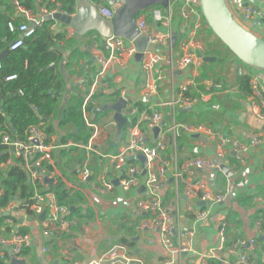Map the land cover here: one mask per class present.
<instances>
[{
    "label": "crops",
    "instance_id": "crops-1",
    "mask_svg": "<svg viewBox=\"0 0 264 264\" xmlns=\"http://www.w3.org/2000/svg\"><path fill=\"white\" fill-rule=\"evenodd\" d=\"M20 1L23 11L18 10L10 0H0V14H6L10 21H14L16 25L36 20L40 22L39 27H41L44 22H47L44 20V10L54 8L50 0H40V3L38 0H31L30 3L35 10L27 9L23 0ZM102 1L103 5L107 4L105 0ZM227 1L233 13L241 4L253 6L264 12L262 0ZM5 6H11V11H6ZM180 6L181 2L175 12L172 6V31L177 37V41L173 46V52L166 48L163 49V58L154 69L155 75L162 73L164 76L158 83L154 95L148 100L143 99L145 76L141 70L142 62L138 63L136 58H132L126 60L124 67H113L109 71L105 85L100 88L98 93V102L101 107L116 104L122 99L124 91L127 99L140 104L141 109L160 110L163 114L162 125L169 128L173 123V114L166 103L171 99L173 93L179 95L182 92V87L190 83L188 96L198 99V102L194 107H191L190 111L184 110L185 108H177V122L192 127L202 126L215 134L234 138L248 144L249 151L243 164H238L232 154L226 161L223 160L229 173L216 169H195L191 173L185 169L187 160H215L218 141L207 132L190 133L182 130L177 141L176 158L172 154L171 145L162 155L164 160L168 159L169 166H167L165 175L169 182L160 195L166 203L176 198L172 177L175 172H179L182 195L186 188L197 189L204 184L208 193L222 194L225 200L222 203L208 202L205 206H200L205 213L201 220H196V216L188 214L183 225L189 228L192 235L182 236L188 251L174 253L162 245L157 233L138 230V226L149 217L137 208L141 198L140 192L133 189L125 192L120 186L110 193L95 191L93 181L101 172L102 167L108 165L107 160L94 156L92 158L94 178L88 184H81L78 181L75 171L82 164L86 152L79 148L77 151H71L75 149L72 147L75 141L71 137L75 128L72 125L60 127L61 114L73 96H77L84 90L83 81L88 77L92 83L97 75L99 66L94 55L107 56L108 49L103 38L98 34L92 32L80 36L69 26L54 21L55 25L52 29L65 35L63 40L54 42V49L61 56L56 70L65 83V89L62 90L58 103L59 108L49 121L56 132L51 136V141L58 147L54 152L55 171L58 173L54 177V185L60 181L70 189L67 181L84 188L90 199L86 200L81 193H71L76 201L71 205L67 215H61L58 227L52 230L50 235L45 234V226L40 217L30 216L24 212L19 215V224L15 230L26 227L29 229L28 235L31 238L30 252L25 257L26 264H63L64 259L68 264H86L97 256H101L113 245L121 244L124 241L127 242L125 246L126 264H239L243 254L248 257L252 254L247 245L240 246L241 241L248 242L251 239H256L264 242V231L262 227L257 226L259 219H262L260 217H263L260 211L264 213V120L253 112L248 99L250 94H243L239 90L238 83L242 75L250 76L251 81L256 80L264 89V69L243 65L230 50L214 38L208 27L198 32L196 39L190 42L187 29L183 27ZM146 13L149 29H155L159 34L167 32L166 27L155 23L150 18V11ZM18 19L19 23H17ZM252 26L257 30L256 33H253L264 39V25L257 22ZM188 42V51L199 58L202 56L203 60L195 68L185 71L176 70L179 72L176 75V72H172V64L182 56L179 49L180 44ZM205 58H214V60L205 62ZM89 62L92 64L90 65ZM20 92L24 96V92L22 90ZM35 113L38 114V110ZM114 115L111 111L97 115L92 114L94 120L101 125L95 145L104 154H116L122 146V142L116 143L118 128L112 125L106 126L114 120ZM108 116H110L109 119ZM139 118L140 113L128 117L126 135L129 134ZM130 119L133 121L131 122ZM5 125L9 127L5 123L3 131ZM9 129L12 133L10 127ZM254 137L259 138V142H254ZM146 138L150 145H155L157 142V134L153 131H146ZM60 146L71 147L61 149ZM168 154L171 156L170 158L167 157ZM139 163L141 164V162ZM110 171L111 175H114L112 168ZM51 179H53L52 176ZM77 196L79 197L77 198ZM13 201L17 205L22 204L17 198H13ZM186 202L184 199L181 200L183 213L186 211ZM197 207H199V203ZM75 210L78 211V215L76 214L71 219V213ZM48 217L49 212H47ZM65 222L69 225L65 229H61L60 226H63ZM258 254L255 256V262L258 264L260 259L263 264L262 253L258 251ZM4 255L11 264L12 252L6 250ZM1 257L2 251L0 250V261H3ZM251 262L254 264L253 261Z\"/></svg>",
    "mask_w": 264,
    "mask_h": 264
},
{
    "label": "built area",
    "instance_id": "built-area-1",
    "mask_svg": "<svg viewBox=\"0 0 264 264\" xmlns=\"http://www.w3.org/2000/svg\"><path fill=\"white\" fill-rule=\"evenodd\" d=\"M38 1V3L41 2L40 0ZM10 2L16 6L18 10L23 11V5L20 0H10ZM50 2L54 8L51 10H44L45 17L53 16L56 13L70 16L61 11V5L56 0H50ZM116 2L124 5L127 0H116ZM180 2V15L183 21V27L187 29L190 42H193L198 36V32L207 27L198 8L200 0H180ZM262 4L264 5V0H262ZM95 5L99 15L104 19H113L115 11L112 7L103 4ZM148 11H150V18L153 19L155 23L161 24L168 29L166 33L159 34L155 29L148 28V16L146 13ZM239 15L242 16V21L237 19ZM234 16L238 22L248 30L249 28L246 24L252 26L257 24V22H261L264 25V12L253 6L241 4L234 12ZM172 19V5L167 9L160 7L150 8L142 12L137 18L136 23L139 32L145 35L149 42L157 48L155 51H146L141 63V70L145 76V86L142 91L144 100H148L154 95L158 83L164 78L162 73H158L157 75L154 74L155 67L163 58V49L166 48L170 52H173L174 50L173 46L175 44L172 45V39L174 37L172 31ZM30 23H35L36 28L40 26V22L36 20H31ZM30 23H21L18 25H16L14 21L8 23L9 31L18 34V37L9 43V51L12 52L21 49L24 46L25 39L35 34L36 28H33ZM103 42L108 49V55H94V59L98 64L99 69L92 84L87 88V93L84 96V102L81 107L82 118L85 126L91 132V137L87 145L81 143H73L72 145V147L83 149L86 152L82 164L77 167L75 171V175L81 184H88L94 178L92 171V158L95 156L105 161L107 160L109 162L108 165L102 167L101 172L93 181L95 191L97 193H110L113 192L117 186H120L125 192L132 189L137 190L141 194L137 208L140 212L149 215L148 219L144 220L138 226V230L140 232L150 231L157 233L162 245L170 252H187L188 248L183 242L182 236L185 234L192 235V232L188 227L183 225V221L188 214L196 216V220H201L205 216L202 207H197L198 203H222L225 200V197L222 194L213 195L208 193L204 184L200 185L197 189L191 187L186 188L183 196L181 194L180 186L181 174L175 172L172 177V183L175 188L176 198L169 203L164 202L160 193L169 182L168 177L165 175L169 164L167 161L168 159H163V153L167 150L169 145H171L172 154L174 158H176L178 152L177 141L182 130L190 133H209L211 137L216 138L218 141L215 160H187L185 163V169L192 173V170L195 169L218 170L220 166L217 162L224 166L223 160L226 161L230 154H232V157L238 164H243L249 151V145L231 137L215 134L202 126L192 127L177 122V108H191L198 102V99L188 96L190 87L189 83L182 87V92L179 95L173 93L171 99L166 103V105L171 108V114H173V123L169 128L162 125L163 114L160 110L148 111L141 109L135 102L129 101L123 91L122 99L125 101V108L122 110L123 117L128 119V117H133L140 113V118L129 131V134L126 135V138L123 141H119L122 142V146L116 154L102 153L95 145V140L101 131V125L98 124L97 121H94L92 109L101 108L97 95L100 88L105 85L109 71L113 67H124L126 60L132 58L135 59L137 54V49L134 43L124 38L112 36L108 39H103ZM179 49L182 52V56L172 64V72L174 73L176 70L185 71L190 68H195V66L199 65L201 60H203L202 56L199 58L188 51L189 42L181 43ZM2 67L3 65L0 60V73ZM15 80H17V75H11L4 78V81L6 82ZM20 94L23 95L22 92H20ZM248 99L251 103L253 112L264 120V89L260 87L256 80L251 81V92ZM34 111L36 112L37 108H34ZM113 113L115 114V112ZM130 120L131 122L133 121L132 119ZM111 125L118 128L117 122L114 120L106 126L110 127ZM46 128L47 126L44 122L29 127L25 139L14 138L8 126H6L5 130L1 133L0 150L2 147L6 148L4 154L8 156V160L6 163L0 164V178L6 175L8 169L15 164L16 159H20L28 175L29 184L33 188V197L31 199L32 203L29 204V206L27 205L28 209H21V203L17 205L12 200L5 209H0V214L5 213L6 215L20 218L19 215L23 212L27 214L29 210L32 212V215L39 218L46 213L43 223L45 226V234L50 235L51 231L58 227V221H60L61 215H67L71 206L60 205L56 194L53 191H50L54 186V177L58 175L55 171L56 164L54 162V152L58 147L54 145L55 143L53 141H51V137H49ZM156 130L157 132H155ZM146 131H153L157 134V142L155 145H150L148 143ZM259 140V138H253L254 142H259ZM65 147L71 146H60L61 149ZM142 157L146 160V165L144 167L141 165L142 161L140 158ZM139 162H141V164ZM111 168L114 170V175H111ZM44 176L48 179H51V176L53 177L54 181L52 187L46 182ZM66 183L69 186L71 193H81L86 200L90 199L84 188L75 186L67 181ZM184 198L187 201L185 204V213L181 210V200ZM47 212H49L48 218ZM262 221V219H259L257 223L259 228L262 227ZM68 225L69 223L65 222L60 228L65 229ZM222 239L224 240V238ZM150 243H152V241H150ZM244 245H248L251 252H261L264 264V250L262 249V245L257 242L256 239H251L248 242L241 241L240 246ZM125 246L126 244L123 243L113 245L101 256L96 257L98 262L93 260L86 264H100L101 262L117 258L126 259ZM30 247L31 238L28 234L18 235L16 231H12L11 234L0 238V250L2 251L1 260H3L4 263L9 264V261L4 257V252L10 250L12 252L11 258L14 259L16 263L26 264V258L22 254L25 249H29ZM239 264L253 263L249 260V257L246 254H243L240 258Z\"/></svg>",
    "mask_w": 264,
    "mask_h": 264
},
{
    "label": "trees",
    "instance_id": "trees-1",
    "mask_svg": "<svg viewBox=\"0 0 264 264\" xmlns=\"http://www.w3.org/2000/svg\"><path fill=\"white\" fill-rule=\"evenodd\" d=\"M57 1L61 5L62 12L70 16L76 14L77 0ZM90 1L95 4H103L102 0ZM22 2L27 9L35 10L30 3L31 0H23ZM5 10L10 12L11 6H5ZM19 21L18 19L17 23ZM9 22L10 18L6 14H0V60L3 65L0 73V134L3 131L4 124L7 123L15 138L25 139L29 127L44 122L47 126L46 131L51 137L56 132L49 121L56 114L62 90L65 89V83L56 70L61 56L54 49V42L63 40L65 35L52 29L55 25L54 21L44 22L43 26L36 28L33 36L25 39L24 46L21 49L11 52L8 49L9 43L17 38L18 34L9 31ZM53 64L55 65L52 67ZM89 64L92 63L89 62ZM11 75H17V80L4 81V78ZM250 81V76L242 75L239 79V90L245 95L251 92ZM91 84L87 77V80L83 83L84 90L77 96H73L68 106L63 110L60 120V127L72 125L75 128L71 137L75 143L80 142L83 145L88 144L91 132L85 126L81 107L87 88ZM20 90L24 92V96L20 95ZM137 105L140 106V104ZM33 107L37 108L38 114L33 111ZM126 131L127 124L124 126V135L121 141L125 139ZM5 149V147H2L0 150V164H4L8 160V156L4 154ZM71 151H77V148ZM168 153L170 154V152ZM169 154L167 155L168 158L171 157ZM0 187V209H5L13 198H17L22 202L21 209H28L29 204L32 203L33 188L29 184L28 175L20 159H16L15 164L0 179ZM50 191L56 194L60 205L71 206L76 201V198L71 196V190L66 188L60 181ZM77 213V210L73 211L70 218L73 219ZM260 213L263 216L260 218L263 220L262 230L264 231V213L262 211ZM27 214L31 216L32 212L28 210ZM11 222H14L13 225H11ZM17 224H19L18 218L6 216L5 213L0 214V237L9 235L12 231H16L18 235L29 234V229L26 227L15 230ZM257 242L262 245L264 250V242L260 240ZM126 243L123 242V244ZM29 252L30 249H25L22 255L26 257ZM257 254L258 251H254L249 257L254 264H256L255 256ZM0 264L5 263L0 261ZM63 264H68L66 259H64ZM258 264H262L260 259Z\"/></svg>",
    "mask_w": 264,
    "mask_h": 264
},
{
    "label": "water",
    "instance_id": "water-1",
    "mask_svg": "<svg viewBox=\"0 0 264 264\" xmlns=\"http://www.w3.org/2000/svg\"><path fill=\"white\" fill-rule=\"evenodd\" d=\"M105 1L108 6L112 7L115 11L112 20L104 19L99 15L96 5L90 0H77V13L74 16H66L61 13H56L53 16L45 17L44 20L47 22H60L61 24L69 26L80 36H85L94 32L103 39L117 36L131 41L137 49L136 61L140 63L142 62L146 51H155L157 48L149 42L145 35L139 32L136 23L138 16L142 12L154 7L167 9L177 0H127L124 5L117 3L116 0ZM198 8L209 30L242 62L243 65L264 69V39L258 37L238 22L227 0H200ZM31 26L36 28L35 23H32ZM176 41L177 37L174 36L172 39V45H174ZM204 60L205 62H209L214 60V58H205ZM239 71L241 73V68ZM178 74L179 72H176V75ZM124 108L125 101L120 99L116 104L104 105L99 109H92L94 115L109 111L115 112L114 120L118 125L116 143L123 138L124 126L129 121L122 115V110ZM191 109L192 108H185L184 110L190 111ZM155 132H157V130ZM140 160L144 167L146 165L145 158L142 157ZM217 164L220 166L218 171L220 170L224 173H229L228 167L223 166L218 162ZM44 178L49 186L52 187L54 180L48 179L45 176ZM199 206L203 207L205 206V203H200ZM45 215L46 213L40 216L41 221L45 219ZM93 260L98 262L97 258ZM116 263L126 264L127 261L123 258H117L101 262L100 264ZM11 264L24 263H16L15 260L12 259Z\"/></svg>",
    "mask_w": 264,
    "mask_h": 264
},
{
    "label": "rangeland",
    "instance_id": "rangeland-1",
    "mask_svg": "<svg viewBox=\"0 0 264 264\" xmlns=\"http://www.w3.org/2000/svg\"><path fill=\"white\" fill-rule=\"evenodd\" d=\"M179 3H180V0H177L176 2H174L173 4H172V6H173V11L175 12L176 11V8H177V6H179ZM237 19L239 20V21H242V16L241 15H239L238 17H237ZM247 26H248V28H249V30L250 31H252V32H254V33H256V27H252L251 25H248V24H246ZM214 36V35H213ZM214 38L218 41V42H220L215 36H214ZM221 43V42H220ZM107 113V112H106ZM109 115V114H108ZM105 118V117H104ZM110 118V116H108V119Z\"/></svg>",
    "mask_w": 264,
    "mask_h": 264
}]
</instances>
